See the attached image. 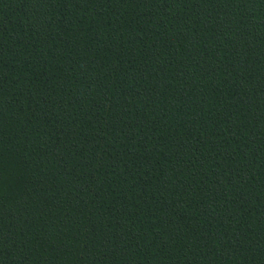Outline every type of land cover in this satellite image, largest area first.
<instances>
[{"label": "trees", "instance_id": "trees-1", "mask_svg": "<svg viewBox=\"0 0 264 264\" xmlns=\"http://www.w3.org/2000/svg\"><path fill=\"white\" fill-rule=\"evenodd\" d=\"M0 264H264V0H0Z\"/></svg>", "mask_w": 264, "mask_h": 264}]
</instances>
